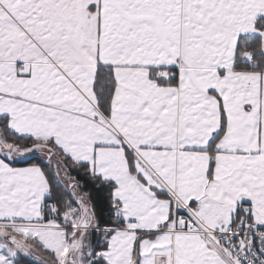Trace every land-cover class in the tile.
I'll use <instances>...</instances> for the list:
<instances>
[{
  "label": "snow or ice",
  "instance_id": "6c2138e0",
  "mask_svg": "<svg viewBox=\"0 0 264 264\" xmlns=\"http://www.w3.org/2000/svg\"><path fill=\"white\" fill-rule=\"evenodd\" d=\"M0 264H264V0H0Z\"/></svg>",
  "mask_w": 264,
  "mask_h": 264
},
{
  "label": "trees",
  "instance_id": "16d2710c",
  "mask_svg": "<svg viewBox=\"0 0 264 264\" xmlns=\"http://www.w3.org/2000/svg\"><path fill=\"white\" fill-rule=\"evenodd\" d=\"M73 175H75V173H73Z\"/></svg>",
  "mask_w": 264,
  "mask_h": 264
}]
</instances>
